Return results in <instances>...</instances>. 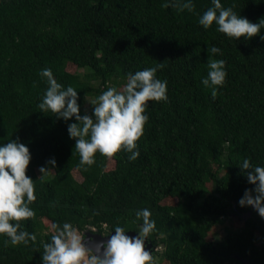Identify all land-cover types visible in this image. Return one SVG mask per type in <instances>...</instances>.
Masks as SVG:
<instances>
[{"label": "trees", "instance_id": "16d2710c", "mask_svg": "<svg viewBox=\"0 0 264 264\" xmlns=\"http://www.w3.org/2000/svg\"><path fill=\"white\" fill-rule=\"evenodd\" d=\"M166 2L0 0V146L15 140L29 149L35 217L21 229L37 237L27 246H5L0 237V264H42L53 222L79 232L138 231L142 221H133L143 209L155 222L148 240L162 248L153 252L154 264H239L238 257L264 264V219L239 205L246 190L255 195L239 166L248 159L264 167V28L248 40L230 39L215 24H199L211 0H192V12L162 7ZM220 2L252 23L264 19V0ZM213 46L220 53L212 58L224 60L227 73L214 100L201 83ZM159 63L167 100L148 102L137 159L123 151L111 160L96 154L87 171L80 168L67 131L75 118L37 107L47 88L40 72L51 69L64 89L74 87L80 115L91 116L92 105L83 110L87 97ZM41 167L51 169L43 180ZM247 212L241 228L210 239L214 227Z\"/></svg>", "mask_w": 264, "mask_h": 264}, {"label": "clouds", "instance_id": "9594fccd", "mask_svg": "<svg viewBox=\"0 0 264 264\" xmlns=\"http://www.w3.org/2000/svg\"><path fill=\"white\" fill-rule=\"evenodd\" d=\"M209 7L199 18V24L209 29L215 24L216 30L226 37L246 40L259 34L264 28V19L252 23L237 15L232 8H224L220 0H211ZM164 8L173 7L178 12L194 11L192 0H167ZM264 40V37H261ZM207 76L202 85L210 90L214 100L218 89L224 85L226 78L225 61L213 59L220 49L213 46L207 49ZM164 67L163 63L129 73L127 82L121 90L109 87L90 104L94 111L91 116L80 115L77 103L78 95L74 87L66 89L57 83L51 69L40 72L46 78L47 88L38 108L42 113L50 112L57 119L65 121L75 118L76 123L68 126L69 138L75 140V151L79 155V167L87 171L95 163L99 154L105 159H114L120 152L130 153L129 161L139 156L135 151L137 142L143 136L144 126L148 121L145 112L148 102L167 100V81L156 78V73ZM94 117V119H93ZM31 160L29 149L15 140L0 146V237H6L5 246L36 242V235L21 229V222L33 219L35 211L30 205L35 200V183L26 175ZM55 167V160L49 161ZM246 173L247 180L254 185L253 192L245 191L239 201L241 207H252L264 219V167L253 166L244 159L239 166ZM51 171L41 167L39 179ZM148 209L135 213V221H142L138 226L137 236L125 235V229L116 226L107 244H97L89 248L84 244V234L70 223L62 227L53 222L50 242H43L42 264H154L153 254L145 250V240L155 230V222L150 219Z\"/></svg>", "mask_w": 264, "mask_h": 264}, {"label": "rangeland", "instance_id": "374dc122", "mask_svg": "<svg viewBox=\"0 0 264 264\" xmlns=\"http://www.w3.org/2000/svg\"><path fill=\"white\" fill-rule=\"evenodd\" d=\"M70 70H73V68L70 67ZM127 82V81H126ZM126 82L124 84H126ZM124 84H115L114 87L117 88V90H121L123 85ZM96 98L94 97H87L86 99V103L83 107V110L84 112L88 113L89 112V109H90V102L95 100ZM112 166L111 162H108L107 164V167L110 168ZM215 167V166H214ZM216 168V167H215ZM74 177L80 181L81 178L79 176V174L77 172H74ZM209 186V185H208ZM175 202V200L173 199H167L164 203H168V204H173ZM244 223V220L243 219H240L239 217L237 216H231L230 219H226L221 225L219 226H216L212 229V232L209 234L210 236V239H219L222 237V235L224 234V231L226 229H239L242 227ZM48 230H49V227H48ZM155 251H162V248L161 247H155ZM159 260V258H155V263H157V261Z\"/></svg>", "mask_w": 264, "mask_h": 264}, {"label": "water", "instance_id": "95a60500", "mask_svg": "<svg viewBox=\"0 0 264 264\" xmlns=\"http://www.w3.org/2000/svg\"><path fill=\"white\" fill-rule=\"evenodd\" d=\"M251 216V212H247V213H245V214H243L242 215V217H241V219H243L244 221L246 220V219H248L249 217ZM112 235H115V232H111L109 235H107V236H105V237H102V236H100V235H96V237H95V235H94V238H96L97 239V242L95 243L96 245L97 244H107V242H108V240L111 238V236ZM125 235L126 236H129V237H131V238H135L136 236H137V232L136 231H126L125 232ZM87 247H89V248H93L94 247V245H87V244H85ZM145 250L146 251H149V252H151V253H153L154 251H155V247H154V245H153V243L152 242H150L148 239H146L145 240ZM244 264H248L247 263V261H245V260H241Z\"/></svg>", "mask_w": 264, "mask_h": 264}, {"label": "flooded vegetation", "instance_id": "af4514ba", "mask_svg": "<svg viewBox=\"0 0 264 264\" xmlns=\"http://www.w3.org/2000/svg\"><path fill=\"white\" fill-rule=\"evenodd\" d=\"M80 233L84 234V241H83L84 244H87V245L90 244V245H94L95 246L96 245L95 243L97 242V239L94 238V235H95V237H96V235H100L102 237H105V236L109 235L111 232H108V233L105 232V231L99 232L98 230H96L94 228H91V229L88 228V229H86V230H84V231H82ZM255 233H256V236L258 237V239H260L261 236H260L259 230H257ZM261 243H262V241H260L258 245H260ZM154 247H156V246L154 245ZM154 253H155V251H154ZM242 259L247 261L248 264H254L253 262H251L250 260H248L246 258L238 257L239 264H244L241 261ZM232 264H235V263H232Z\"/></svg>", "mask_w": 264, "mask_h": 264}]
</instances>
